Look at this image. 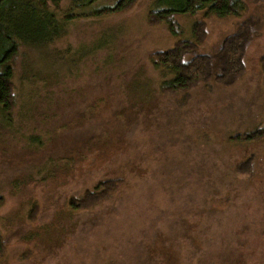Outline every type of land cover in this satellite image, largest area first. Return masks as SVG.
I'll use <instances>...</instances> for the list:
<instances>
[{
	"label": "rangeland",
	"instance_id": "374dc122",
	"mask_svg": "<svg viewBox=\"0 0 264 264\" xmlns=\"http://www.w3.org/2000/svg\"><path fill=\"white\" fill-rule=\"evenodd\" d=\"M54 8L66 34L16 59V107L0 112V264H264V0L240 17L177 14L155 0L85 16ZM70 14L75 17L66 19ZM214 54L244 22L252 40L231 83L164 92L153 55L191 39ZM264 132V131H263ZM117 189L74 208L107 180Z\"/></svg>",
	"mask_w": 264,
	"mask_h": 264
},
{
	"label": "trees",
	"instance_id": "16d2710c",
	"mask_svg": "<svg viewBox=\"0 0 264 264\" xmlns=\"http://www.w3.org/2000/svg\"><path fill=\"white\" fill-rule=\"evenodd\" d=\"M63 0H0V112L12 121L16 107V59L24 47H45L66 34L64 23L54 8ZM73 9H86L101 0H70ZM137 0H117L113 5L85 16L103 15L131 8ZM156 9L149 13L152 21L166 22L175 35H179V24L174 20L177 14L204 17H240L245 12L243 0H155ZM75 17L70 14L67 20ZM246 22L233 34L227 36L214 54L198 52L206 36L205 24L195 22L191 39L179 40L172 48L158 52L152 57L154 66L164 72L161 84L164 92L188 90L200 83L210 81L231 83L244 71V55L253 34ZM264 65V57L262 58ZM264 69V68H263ZM258 128L237 140H255L264 135ZM120 181L107 180L88 190L79 200H72L74 208H91L117 189ZM2 197H0V201ZM3 238L0 233V255L3 252Z\"/></svg>",
	"mask_w": 264,
	"mask_h": 264
}]
</instances>
